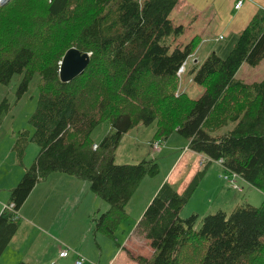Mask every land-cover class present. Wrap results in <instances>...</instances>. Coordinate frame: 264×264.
<instances>
[{
	"label": "trees",
	"instance_id": "trees-1",
	"mask_svg": "<svg viewBox=\"0 0 264 264\" xmlns=\"http://www.w3.org/2000/svg\"><path fill=\"white\" fill-rule=\"evenodd\" d=\"M180 0H7L0 4V84L21 75L18 96L39 76L33 129L18 131L13 141L22 166L29 142L35 161L9 191L6 205L17 212L28 192L46 176L60 172L87 181L89 191L107 204L97 229L111 233L125 203L143 177L159 171L153 158L133 164L113 162L121 136L138 125H154V141L172 133L187 139V148L255 187L264 199V76L249 84L235 79L241 64L264 58V9L257 10L236 35L224 57L210 52L191 65L190 81L203 87L196 99L178 88L177 69L196 49L182 43V25L169 13ZM90 53L89 64L74 80L60 83V59L67 49ZM8 110L0 101V114ZM1 121V118H0ZM109 130L90 139L97 125ZM229 123L231 129L216 132ZM152 141V142H154ZM96 144L92 150L93 145ZM201 171V170H200ZM201 176L197 172L179 193L167 182L157 189L134 227L148 241L150 258L139 264H264V200L182 220L178 213ZM0 214V255L18 228L13 214ZM19 264H24L23 262Z\"/></svg>",
	"mask_w": 264,
	"mask_h": 264
},
{
	"label": "rangeland",
	"instance_id": "rangeland-1",
	"mask_svg": "<svg viewBox=\"0 0 264 264\" xmlns=\"http://www.w3.org/2000/svg\"><path fill=\"white\" fill-rule=\"evenodd\" d=\"M185 1L187 3L191 2V0H180L176 9L169 14V18H172L174 23H177V20L183 17L184 25H188L189 29L186 30L187 34L183 40H190L194 35L199 36L195 40L197 49L194 54L202 63L212 51L219 57H224L227 51L224 53L223 50L227 47L231 49V40L236 36L235 31L233 32L231 28H228V23L233 21V17H231L233 16L231 2H229V0H195L199 3L202 2L203 5L201 7L195 5L197 9L192 13L189 11L193 9L189 7ZM220 1L225 2V4L217 11ZM226 17L227 20H225ZM207 51L208 53L205 55ZM188 64H190V62ZM188 64L184 67L186 71L182 73L181 78H176L178 88L174 92V95L185 91L191 98L196 99L202 92L203 87L197 84L195 85L188 80ZM263 76L264 58L256 66L241 64L235 79L249 84L255 81H261ZM21 79V75L14 74L9 84H0V101L4 99L5 103L8 104V110L0 114V166H2L1 170L5 172L4 175H6L0 179L1 186L5 184L6 180L9 181L11 176H14V167H19L15 154L12 151L14 137L17 136L18 131L29 130L32 132L33 130L28 120L30 117L29 115L32 114L36 108V97L38 96L37 82L39 76L34 75L28 83L24 94L18 96L16 87L18 83L21 82ZM232 127L233 124L229 123L216 133L220 135ZM108 129L109 126L106 122L97 125L90 135V139L94 142L100 141ZM155 131L156 128L154 125L143 126L137 124L132 130L122 135L119 146L113 151L114 164H133L138 161L140 162L148 158H153L159 166V171L155 176L143 177L142 181L135 186L132 197L125 203V212L122 220H120L117 225L114 224L110 226L111 233L109 234L102 229L95 228L96 219L100 214L108 210L107 204L104 203L98 195L90 193L91 196L86 204L87 213L81 205L83 198H75L73 195H68L65 201L62 202L61 213L57 215L58 221H61V219L64 221L60 226L64 231L55 234L53 228L45 229L51 235L52 241H50L47 236H43L40 242L41 249L36 251L33 258L31 257L30 264H37L32 262V260L34 258L39 259V257H43L44 254L49 252L50 247L53 248V252L56 255V258L51 264H74L73 252L67 256L68 258L65 257V259L62 258L60 259L61 261H57L59 249L55 247L59 243H62L64 247L76 250V254H80L81 252L84 253V249H86V251L90 252L91 256L94 255V258L88 256L84 258L93 264H106V259L108 260L113 254H115V256L111 264H130L129 258L132 259L138 254H131L129 251L125 253V249L123 250V240L129 237L137 241V243L131 241L132 243L137 245V247L140 246V251H138L139 254L145 256L149 253V247H147V249L146 246L142 244V237L133 234L135 225L140 220L142 212L146 209H143V211L141 210L144 206L143 199H147L151 192H153V189H158L157 185H159L160 180L163 178L162 176L168 171L170 165H172L173 158L182 154L181 147L186 142V139L178 136L176 133H172L167 140L162 139L154 141L155 138L153 137ZM150 141L160 143L159 145L162 146V148L160 147L159 153H155L148 146ZM172 147H176V149L171 150ZM38 149L37 145L29 142L24 150L22 165L27 167L34 162ZM188 156L189 155H186L183 158L187 157L188 159ZM186 164L179 162L176 168L172 170L173 172L170 175L171 180H175L173 182V188L176 186L178 187L179 184L184 185L182 186L184 187L183 190L180 191V193H183L187 184L195 177L197 172H200L201 176L197 179L192 188L191 196L188 197L186 204L178 213V216L182 218V220L194 214L198 217V223H200L205 214H213L216 210H221L228 215L233 208L244 204L251 207L261 206L264 200L262 193H260L258 189L256 190L255 187H248L244 184L241 185L242 190L240 187V191L230 188L231 186L229 187L227 183L228 180L224 178L222 172L223 168L218 163L214 161L209 162L204 156H201L197 159V163H195L196 168L191 172V175H189L190 173L188 170L180 174V172L184 170ZM10 170L13 171L9 172ZM7 172L9 175H7ZM178 174L180 175L178 176ZM1 192L2 191H0V193ZM91 197L96 199L95 204L90 203ZM73 203L75 206L71 208ZM65 221H69L70 224L67 225ZM131 233L133 234L132 237L130 236ZM99 252H101V261L96 259ZM128 253L132 256H129ZM132 264H137V262Z\"/></svg>",
	"mask_w": 264,
	"mask_h": 264
},
{
	"label": "crops",
	"instance_id": "crops-1",
	"mask_svg": "<svg viewBox=\"0 0 264 264\" xmlns=\"http://www.w3.org/2000/svg\"><path fill=\"white\" fill-rule=\"evenodd\" d=\"M234 1L235 0H229V2H231V8L233 11V16H231V17H233L232 18L233 21L231 23H228V28H231V30L233 32L235 31L236 35H238L240 33V31L241 32L243 31L244 27L247 25V22L250 21V19L252 18L253 15H255L257 10H259V8L264 9V0H244L242 7L239 9L234 8V4H235ZM189 3L186 2V4L193 9L192 11H189L192 13H193V11L195 12V10L197 9L195 7V5H198L197 7H199V6L201 7L203 5L202 2L199 3L195 0H191V2H189ZM223 4H225V2L220 1L217 11H219L221 9ZM178 5H179V3H178ZM175 9H173V10H175ZM183 20H184L183 17H181L180 19L177 20V23H174V21L172 19L174 26L182 25L184 30H185V33L181 36V38H179V41L182 43H184V42L186 43L187 41H190L191 39H193L195 42L196 38L199 37L198 35H194V37L191 38L190 40H187V39L183 40L187 34L186 30L189 29L187 24L184 25ZM225 20H227V17ZM234 38H235V36H234ZM234 38L231 40V42H232L231 45H233V43H234ZM196 49H197V43H196ZM229 49H230V47H227L226 49L223 50V52L225 53ZM208 51L205 53V55L208 53ZM189 57L190 58H188L186 60L185 64L183 65V68L186 67V65L189 62H190V64H188L187 70H188V68L190 69L191 65L195 64L196 62L201 63V61H199L195 57L194 53L192 55H190ZM190 77H191V75H190V72L188 70V80L189 81H190ZM185 141H186L185 144H183L181 147L182 154L177 155L173 158L172 165H170L168 171H166L165 174L162 176L163 178L160 180L159 185H157L158 188L164 182H167L168 185L173 188V184H174L173 182L175 180L172 181L170 175L173 172L172 170H174L176 168V166L179 164V162L184 163V164L187 163L184 167V170H182L180 172V174L188 170L190 173L189 175H191V172L193 170H195V168H196L195 163H197V159H199V157H201V156L205 157V155H203L201 153L196 154V153L192 152V150L188 149L187 143L189 141L187 139ZM161 148H162V146H161ZM173 149H176V147H172L171 150H173ZM159 152H160V150H159ZM186 155H189L188 159H187V157L183 158ZM34 161H35V159H34ZM198 163H199V161H198ZM18 166L19 167H17V168L14 167V171H15L14 176H11L10 180L8 179L9 181L6 180L5 184H3L2 186L0 185L1 186L0 191H2L0 193V214L3 211L2 208L7 203H9V200H10L9 191L14 188L16 182L19 180V178L21 176H23L24 171H25L24 169L27 168L24 165H22V166L18 165ZM1 169H2V166H0V179H1V177L6 176V175H4L5 172ZM12 171L13 170H10L9 172H12ZM180 174H178V176ZM7 175H9L8 172H7ZM189 177H191V176H189ZM189 177H187V178H189ZM242 184H244L248 187H251L248 184H246V182L244 180H241V179L240 180L236 179L234 182V185L239 187V188L241 187ZM182 186H184V185L179 184L178 187L176 186L173 189L177 190L180 193V191H182L184 188ZM89 187L90 186L87 183V181H84V180L79 181V180L73 178V176L62 174L60 172H54V173L46 176L41 181H39L32 189H30V191L28 192V195H27L28 196L27 199L25 200V202L21 203V205L17 209V219L16 220L18 221L17 222L18 228L15 231L11 241H9V243H7V245L4 248V251L0 255V264H19L21 262H23L24 264H30L31 263V257L33 258V256L36 254V251L41 249L40 248L41 247L40 242L42 241L43 236L44 235L47 236L50 239V241H52L51 235L45 229L53 228L54 229L53 232L55 234L61 233L64 231V229H62V227H60L61 224L64 223V221L62 219H61V221H58L57 215L61 213L62 202L65 201V198L68 195H73V196H75V198H78V197L83 198L81 205L84 208V211L87 213L86 204H87V202L91 196V194H90L91 192L89 191ZM230 188H234V187H230ZM156 189L155 190L153 189V192H151V194L149 195V197L147 199L146 198L143 199L144 206L141 209L142 211H143V209L146 208V206H148L149 199L153 198V196L157 192ZM234 190L237 191V189H234ZM241 190H242V187H241ZM256 190H257V188H256ZM75 203H76V201H75ZM90 203L95 204L96 199L91 197ZM74 206H75V204L73 203L71 208H74ZM65 222L67 225L70 224L69 221H65ZM132 235L133 234L131 233L130 236L132 237ZM125 239L123 240V250L125 249V253H126V251L127 252L129 251V253H131V254L137 253L138 255H141L138 253V251H140L139 250L140 246L137 247V245H135L134 243L131 242V241H133V242L137 243V241L133 240V238H130V237L127 238L126 240ZM142 244H143V246H146V248L149 247L150 251L147 255H145V256L141 255V256L145 257V258H150V255H151L153 249L151 248V246L148 244V241H146V240H143ZM61 246H63L62 243H59L55 248L56 249L58 248L60 250ZM80 247H82V246H80ZM22 249H23V252H22ZM84 251H85L84 253L81 252L79 255L82 256L83 258L86 256H88L90 258H94V255L91 256L89 251H86V249H84ZM72 256H69V257H72ZM114 256H115V254L111 255V257H109L108 260L106 259L105 263L111 264L112 261L114 260L113 259ZM129 256H132V255L129 254ZM55 258H56V255L53 252V248L50 247L49 252L47 254H44L43 257H39V259L34 258L32 260V262H35L37 264H51V263H53V260ZM62 258L63 257H59L57 261H59ZM73 258L75 259V255L73 256ZM100 258H101V252H99L96 259H98V261H101ZM129 260H130L129 261L130 264L136 263V262H134L135 260H133L131 258H129ZM137 264H139V263L137 262Z\"/></svg>",
	"mask_w": 264,
	"mask_h": 264
},
{
	"label": "built area",
	"instance_id": "built-area-1",
	"mask_svg": "<svg viewBox=\"0 0 264 264\" xmlns=\"http://www.w3.org/2000/svg\"><path fill=\"white\" fill-rule=\"evenodd\" d=\"M235 4H234V8L235 9H239L242 7L243 3H244V0H235L234 1ZM185 64V62L177 69V73H176V76L178 78H181L182 76V73L185 72L184 68H183V65ZM176 94V93H175ZM160 143L159 142H152L150 141L149 142V147L152 149V151H154L155 153H159V150H160ZM95 146H97L96 144L93 145L92 147V150L95 148ZM214 162L218 163L223 169H222V172H223V175H224V178L227 181L228 185L231 186V187H234V189H237L238 191H240V188H238L237 186L234 185V182L236 179H241L243 180L241 177H238L237 175L235 174H232L230 171L228 170H225L224 167L222 166L223 162L221 160H215ZM3 208H6L8 209L12 214V219L13 220H16L17 219V212H14L13 210H11L8 206H4ZM71 252H73L72 254L75 255V259H74V264H84V263H88V264H93L91 263L89 260H86L85 258H83L82 256H80L79 254H76L77 251L72 249V248H67V247H63L61 246L60 247V250H59V254H57V257H67Z\"/></svg>",
	"mask_w": 264,
	"mask_h": 264
},
{
	"label": "water",
	"instance_id": "water-1",
	"mask_svg": "<svg viewBox=\"0 0 264 264\" xmlns=\"http://www.w3.org/2000/svg\"><path fill=\"white\" fill-rule=\"evenodd\" d=\"M6 1L0 2L4 4ZM89 54L80 52L77 48L67 49L60 59L58 69L60 83L72 81L84 71L89 64Z\"/></svg>",
	"mask_w": 264,
	"mask_h": 264
},
{
	"label": "bare ground",
	"instance_id": "bare-ground-1",
	"mask_svg": "<svg viewBox=\"0 0 264 264\" xmlns=\"http://www.w3.org/2000/svg\"><path fill=\"white\" fill-rule=\"evenodd\" d=\"M0 1H2V0H0Z\"/></svg>",
	"mask_w": 264,
	"mask_h": 264
}]
</instances>
